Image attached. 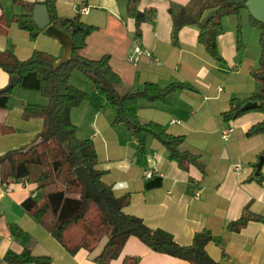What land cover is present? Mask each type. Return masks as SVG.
Returning a JSON list of instances; mask_svg holds the SVG:
<instances>
[{
	"label": "crops",
	"instance_id": "0c3cea01",
	"mask_svg": "<svg viewBox=\"0 0 264 264\" xmlns=\"http://www.w3.org/2000/svg\"><path fill=\"white\" fill-rule=\"evenodd\" d=\"M129 1L57 0L56 4L61 17H79L84 24L96 27L81 54L96 60L110 55L126 90L139 91L148 83L192 87L172 92L167 102L142 99L139 115L144 122L161 124L171 135L184 136L181 148L200 155L203 169L197 165L182 169L156 138H150L142 151L132 131L116 122L117 110L87 76L75 71L71 83L90 92L72 110L78 138L92 141L99 160L96 168L104 172V182L117 196H129L125 207L129 214L142 218L153 229L171 233L183 245L192 244L197 233L210 230L215 239L207 251L219 264H264V220L251 221L240 232L229 228L247 206L264 218V182L252 179L264 154V134L247 135L264 114L251 111L231 121L224 117L234 99L245 100L259 88L254 72L262 47L249 11L225 16L219 28L210 30L222 57L218 59L202 43L198 25L185 26L178 43L173 41L170 9L191 4L195 11L203 0H141L139 10H153L154 15L139 27L136 18L128 14ZM2 4L8 19L22 13L14 0H2ZM83 5L90 7L88 13L78 12ZM212 11H202L203 19ZM138 46L149 54L136 53ZM0 50L12 52L21 61L37 50L57 59L64 53L55 37L43 31L34 38L16 22L7 32H0ZM10 81V75L0 67V90ZM22 89L15 86L7 106L0 107V156L29 146L45 127L41 118L23 117L25 106L39 104V96H29ZM226 130L231 131L224 138ZM237 164L242 165V171L234 169ZM36 167L31 175L15 179L10 161L0 162V264H10V252L25 251L50 257L49 264H99L95 258L106 240L93 251L82 249L72 254L50 233L51 213L41 222L24 207L29 197L37 200L42 194L43 198L34 177ZM149 170L155 173L151 178L146 177ZM261 173L264 175V165ZM133 257L139 259L137 264H191L154 251L136 236L130 237L112 264H134Z\"/></svg>",
	"mask_w": 264,
	"mask_h": 264
},
{
	"label": "trees",
	"instance_id": "16d2710c",
	"mask_svg": "<svg viewBox=\"0 0 264 264\" xmlns=\"http://www.w3.org/2000/svg\"><path fill=\"white\" fill-rule=\"evenodd\" d=\"M203 1L206 5L202 11L206 9L215 11V16L208 21L203 19L202 11L195 15L190 7L191 4L180 10L170 9L173 20V41L178 43L179 33L185 26L198 25L202 43L210 54L222 59L217 43L209 32L221 26L223 17L232 14L240 15L242 9L248 10V7L246 4H236L234 0ZM14 2L22 8V13L8 19L0 0V32H7L11 23L16 22L32 37H38L44 31L34 20V10L39 2L26 0H14ZM140 2L141 0H130L128 4V14L136 18L138 27L144 20L154 15L153 10L141 12ZM56 3L57 0L44 2L50 13L51 23L58 29L73 35L75 46L69 62L54 69L57 57L51 53L37 50L31 57L21 61L12 52L0 50V67L11 78L18 77L21 87L38 90L49 99L46 105L27 104L23 111L25 119H43L45 127L39 138L25 148L12 150L0 156V162L10 161L11 175L15 179L31 175L34 166L41 170L36 182L38 188L43 191V198L38 201L34 197H29L24 201V207L41 222L48 213H51L53 220L48 224L50 233L72 254L82 249L93 251L106 240L102 252L95 258L99 264H112L114 260H117L132 236L138 237L156 252L191 264H219L207 251L208 244L215 239L210 230L197 233L192 244L183 245L171 233L153 229L142 218L129 214L125 210L129 203V196H117L112 186L104 182V172L96 168L99 160L93 143L91 140L78 138L77 126L71 116L72 110L78 107L87 95L71 83L72 74L79 71L94 83L108 103L117 110L116 122L125 124L132 131L142 151L150 138H156L164 144L170 152L171 159L176 161L182 169L188 170L191 165H197L203 169L200 155L181 148L185 140L184 136L171 135L161 124L144 122L139 115L142 99L149 102H167L172 92L192 89V87L184 83H172L168 86L148 83L139 91L126 90L121 76L111 65L110 55L96 60L81 54V50L87 44V38L96 30V27L84 24L79 17H61ZM250 19L253 26L260 32L262 47L259 67L254 72L259 88L255 94L245 100L232 101L231 109L224 114L228 121L236 120L251 111L264 114V23L251 14ZM12 91L13 88L6 91L0 90V107L7 106ZM250 101L258 102V107L245 110L244 106ZM258 134H264V119L254 124L247 132L248 136ZM82 165L90 171L94 185L102 196L101 202L85 196L84 183L76 172V169ZM64 175L67 178L63 186L57 189L51 188ZM252 179L263 183L264 175L260 173ZM263 220L262 216L253 213L247 206L242 217L231 222L229 228L231 231L240 232L251 221ZM7 260L10 264H49L51 258L34 256L30 251H25L22 254L10 252ZM132 260L134 264L139 261L136 257Z\"/></svg>",
	"mask_w": 264,
	"mask_h": 264
},
{
	"label": "water",
	"instance_id": "95a60500",
	"mask_svg": "<svg viewBox=\"0 0 264 264\" xmlns=\"http://www.w3.org/2000/svg\"><path fill=\"white\" fill-rule=\"evenodd\" d=\"M38 4L34 10V20L36 24L43 29L47 34L52 37L58 39L64 48L63 55L58 58L54 64V69H58L61 65L70 61L74 51V38L72 34H69L61 29H58L55 25L51 23L50 13L48 11V7L44 4L45 0H38ZM236 4H246L248 7L249 13L257 20L264 23V0H234ZM213 16H215V11H212L206 18V20H210ZM20 79L16 76L11 78V81L7 87L2 89V91H6L14 88L19 84ZM258 102L250 101L245 106L244 109H253L258 107ZM264 165V154L259 157V161L256 165V176L261 173L262 166ZM76 172L82 182L84 183L85 188V196L87 198H92L97 202L102 201V196L96 189L94 185V180L88 168L84 165L79 166L76 169Z\"/></svg>",
	"mask_w": 264,
	"mask_h": 264
},
{
	"label": "rangeland",
	"instance_id": "374dc122",
	"mask_svg": "<svg viewBox=\"0 0 264 264\" xmlns=\"http://www.w3.org/2000/svg\"><path fill=\"white\" fill-rule=\"evenodd\" d=\"M204 5H206V2L205 1H202V2H200L197 6H196V8H195V11H194V14L195 15H198L200 12H201V10L203 9V6ZM259 32V31H258ZM259 34H260V32H259ZM14 89V88H13ZM80 89V88H79ZM22 90H24V92H27V94H29V96H39V102H36V103H39V104H42V105H46V104H48L49 103V99L48 98H46L40 91H38V90H27V89H22ZM80 90H82V91H84V92H86L87 93V95H86V97H89L90 96V92L88 91V90H83V89H80ZM36 169L38 170V172H37V170L35 171V175H34V177H38L39 175H40V168L39 167H36ZM67 177L64 175V176H62V178L59 180V182L57 183V184H55V185H52V187L51 188H60V187H62L63 186V183L65 182V179H66ZM41 197H42V194H40L39 195V197L37 198V200L39 201V200H41Z\"/></svg>",
	"mask_w": 264,
	"mask_h": 264
},
{
	"label": "built area",
	"instance_id": "2783aa9c",
	"mask_svg": "<svg viewBox=\"0 0 264 264\" xmlns=\"http://www.w3.org/2000/svg\"><path fill=\"white\" fill-rule=\"evenodd\" d=\"M89 10H90V7L87 6V5H83V6H81L80 8H78V12H79V13H88ZM136 53H138V54H143V53H144V54H149V51H148L147 49H143L142 47L138 46V47L136 48ZM176 121H177L176 119L173 120V122H176ZM230 131H231V130H226V131L224 132V134H223V135H224V138H227V137H228ZM234 169H235L236 171L240 172V171H242L243 167H242L241 164H237V165L234 167ZM145 173H146V177H147V178H151V177H153L154 174H155L152 170L146 171ZM23 182H27V179H24ZM198 194H199V193H197V195H198Z\"/></svg>",
	"mask_w": 264,
	"mask_h": 264
}]
</instances>
